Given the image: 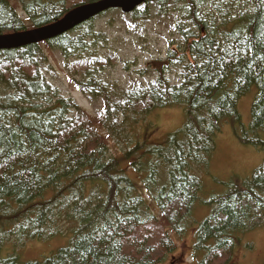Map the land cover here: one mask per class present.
Wrapping results in <instances>:
<instances>
[{
	"label": "trees",
	"instance_id": "1",
	"mask_svg": "<svg viewBox=\"0 0 264 264\" xmlns=\"http://www.w3.org/2000/svg\"><path fill=\"white\" fill-rule=\"evenodd\" d=\"M99 1L67 8L65 0H19L27 25L10 0H0V35L54 24ZM174 1L185 6L191 26L176 23L182 47L147 66L158 75L147 87L124 91L98 73L95 63L103 69L112 59L95 53L107 41L95 18L49 41L0 50V254L13 242L0 264H176L173 255L191 230L194 264H231L242 236L262 226L264 157L249 177H232L209 199L202 180L225 125L264 156V0L155 6L165 12ZM131 16L146 17L140 8ZM42 48L58 51L82 75L72 80L102 101L99 115L62 98L45 79ZM170 64L182 67L177 86L164 77ZM250 91L244 125L238 107ZM167 109L183 110L182 125L152 142L147 118ZM200 206L207 214L197 221ZM63 237L64 245L42 261L21 262L18 247Z\"/></svg>",
	"mask_w": 264,
	"mask_h": 264
},
{
	"label": "rangeland",
	"instance_id": "2",
	"mask_svg": "<svg viewBox=\"0 0 264 264\" xmlns=\"http://www.w3.org/2000/svg\"><path fill=\"white\" fill-rule=\"evenodd\" d=\"M10 1L15 6L18 16L29 25L27 17L18 3L19 0ZM78 1L65 0V5L69 8ZM152 1V5H142L140 8V13L146 15L144 18L135 19L131 15H124L121 11L115 10L95 18L92 22L95 30L103 33L107 38V41L97 43L95 53L104 59H112L103 69L100 64L95 63L96 69L102 78L110 81L118 89L126 91L133 87H147L149 84L156 83L158 75L152 70H146L147 66L155 62L163 63L173 47H182L181 36L175 28L176 23L181 22L191 26L189 21L183 19L186 9L183 4L174 1L163 12L156 8V0ZM145 10L148 12H144ZM42 50L43 58H41L40 69L45 79L59 91L62 98L71 99L77 107L91 116L99 115L103 110L102 101L82 94L72 80L79 81L82 75H75L68 68V62L58 51L52 50L48 53L44 48ZM74 61L69 60V62ZM93 66L94 64L91 65V67ZM181 69L179 64H170L165 70L164 77L170 85H179ZM251 92L253 91L248 92L240 100L238 107L244 125H248L250 120V105L253 99ZM156 113L147 118L152 123L151 129L147 132L148 139L152 142L161 141L165 134L178 129L184 120L182 109H167ZM76 114L73 111L72 115ZM147 122L145 121V123ZM218 141V151L212 165H209L210 168L208 167L207 179L206 181L201 179L207 199L210 195L226 191V184L232 177H249L261 165L264 157L254 148L240 144L233 136L229 126H224L222 134L218 136ZM206 212V207L202 206L195 212V219L202 220L207 214ZM259 223H262V226L250 230L242 236L243 244L235 250L231 264L263 263V217ZM64 239L65 237L63 239L54 238L50 241H31L23 247H18L17 251L20 252L21 262L42 261L60 249L64 245ZM192 239V230L185 233L183 242L178 245L177 251L173 255L176 264H194L190 258ZM3 251L0 258H6L5 254L13 251V242H7Z\"/></svg>",
	"mask_w": 264,
	"mask_h": 264
},
{
	"label": "water",
	"instance_id": "3",
	"mask_svg": "<svg viewBox=\"0 0 264 264\" xmlns=\"http://www.w3.org/2000/svg\"><path fill=\"white\" fill-rule=\"evenodd\" d=\"M145 1L101 0L99 2L78 6L54 24L21 33L0 35V50L19 49L49 41L52 38L68 33L105 11L119 9L123 13L128 14L133 12Z\"/></svg>",
	"mask_w": 264,
	"mask_h": 264
}]
</instances>
